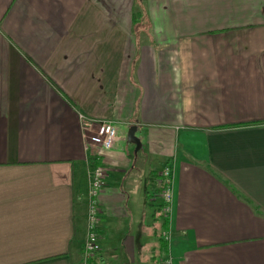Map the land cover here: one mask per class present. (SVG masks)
I'll return each instance as SVG.
<instances>
[{"label": "crops", "instance_id": "0c3cea01", "mask_svg": "<svg viewBox=\"0 0 264 264\" xmlns=\"http://www.w3.org/2000/svg\"><path fill=\"white\" fill-rule=\"evenodd\" d=\"M80 115L117 128L97 264H264V0H0V264H83Z\"/></svg>", "mask_w": 264, "mask_h": 264}, {"label": "built area", "instance_id": "2783aa9c", "mask_svg": "<svg viewBox=\"0 0 264 264\" xmlns=\"http://www.w3.org/2000/svg\"><path fill=\"white\" fill-rule=\"evenodd\" d=\"M80 129L86 148L92 149L100 162L93 167L90 178L89 202L87 209L86 236L82 246V263L97 264L96 257L100 251L97 233V222L100 214L98 198L106 185L107 152L116 139L117 128L113 121L80 115ZM161 211L165 220L163 239L169 243L172 228V206L174 185V161L165 165L160 173ZM168 263H170L168 259Z\"/></svg>", "mask_w": 264, "mask_h": 264}, {"label": "water", "instance_id": "95a60500", "mask_svg": "<svg viewBox=\"0 0 264 264\" xmlns=\"http://www.w3.org/2000/svg\"><path fill=\"white\" fill-rule=\"evenodd\" d=\"M136 129H137L136 125H131L128 128L127 135H126V140L129 143H132L135 145V152H137L141 147V142L139 138L135 135Z\"/></svg>", "mask_w": 264, "mask_h": 264}]
</instances>
